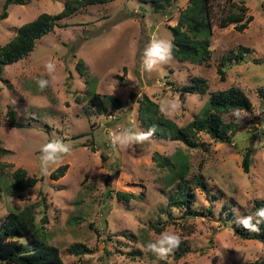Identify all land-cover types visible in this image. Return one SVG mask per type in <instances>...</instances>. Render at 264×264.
<instances>
[{"label":"rangeland","instance_id":"374dc122","mask_svg":"<svg viewBox=\"0 0 264 264\" xmlns=\"http://www.w3.org/2000/svg\"><path fill=\"white\" fill-rule=\"evenodd\" d=\"M5 1L0 0V47L40 14L60 13L66 0L9 6L2 19ZM187 1L177 0L157 12L140 0H114L80 9L37 40L25 59L4 67L0 74V223L9 211H21L29 205L38 226L42 192L49 242L59 249L64 264L264 262V246L236 232L240 227L236 220L254 214L256 203L264 204V145L260 136L264 108L258 94L264 86V0H233L238 5L243 2L245 17L252 18L242 32L233 25L217 28L228 3L210 0L214 29L210 60L198 65L173 59L150 73L144 71L145 47L154 34L171 40L170 29ZM240 50L243 60L230 58ZM49 61L55 64L51 76L44 67ZM196 78L206 82L207 95L186 94L184 103L179 100V109L165 105L162 113L160 102L179 99L176 89L193 85ZM37 79L49 80V86L41 91ZM232 87L242 90L252 105L243 120L233 114L224 117L236 126L233 146L214 143L204 134L197 135L198 147L194 149L169 136L155 135L128 149L112 145L110 132L123 128L147 131L138 115L144 96L158 105L163 117L183 127L204 114L209 93ZM90 92L105 101L112 96L121 107L108 103V113L99 114L89 102ZM9 110L20 128L9 126ZM54 138L69 143L72 151L50 164L48 174L43 175L41 148ZM247 147L253 149V155L246 174L242 158ZM154 153L172 157L177 165L181 161L176 156L185 157L187 182L193 180L187 185L192 194V217L181 208L168 206L177 188L169 186L168 171L155 165ZM62 166H66L64 176L54 180L52 173ZM17 169L37 180L23 198L6 189ZM195 178L206 183L208 194L194 186ZM120 194L125 197H118ZM166 230L181 236L180 245L186 252L180 258L173 251L160 259L148 250L147 244ZM75 246H79L80 255L71 250Z\"/></svg>","mask_w":264,"mask_h":264},{"label":"trees","instance_id":"16d2710c","mask_svg":"<svg viewBox=\"0 0 264 264\" xmlns=\"http://www.w3.org/2000/svg\"><path fill=\"white\" fill-rule=\"evenodd\" d=\"M34 0H6L3 5L2 19L6 17V10L9 6H24ZM114 0H66L60 13L40 14L33 21L28 22L18 28L15 36L4 46L0 47V74L4 67L13 65L20 60L25 59L34 49L37 40L53 32L59 25V21L72 16L80 9L105 5ZM143 4L153 6V9L162 11L165 7H171L177 0H140ZM210 0H188L187 6L179 14L178 21L170 29L174 45L173 57L178 63L206 64L212 55L210 50L211 38L214 29L212 27V15L209 8ZM227 12L217 20V28H224L233 25L238 32L244 31L252 21L251 17H245L246 9L242 6L244 3L227 0ZM231 59L241 61L244 58L243 50L238 54L231 55ZM257 65L263 62L255 61ZM224 64V63H223ZM221 75L223 71L219 70ZM179 94V100L184 103L186 94L207 95V84L204 80L196 78L193 85H188L176 89ZM89 93V102L99 114L108 113V103L114 108H120L121 103L114 97L109 96L105 101L103 97L96 93ZM261 98V104L264 108V86L258 90ZM240 108L243 112H250L252 105L245 93L239 88H229L225 91H217L208 94L207 104L204 107V114L196 116L189 124L178 127L169 119L163 117L159 112L156 103L143 97L139 101L138 115L141 123L148 130L153 125L156 127L155 136L159 138L170 137L181 141L188 149L197 148L195 143L197 135L204 134L214 143L234 145V134L236 126L233 122H226L224 117L233 114L234 109ZM8 124L13 128H20L22 125L16 122L15 114L12 110L7 112ZM264 145V128L260 132ZM253 149L247 147L242 158V168L247 174L251 166V157ZM153 161L161 169H166L169 173L167 182L169 186L175 185L176 193L168 199V206L178 207L185 210L186 215L193 216L191 212L192 194L188 190L186 176L189 174V167L184 163V156L178 154L176 160L181 161L179 165L173 164L172 157H162L154 153ZM66 166L58 168L52 173V178L58 180L63 177ZM194 186L203 193L208 194L206 183L199 179H194ZM37 180L28 177L22 169H17L11 175V182L6 186L9 194L23 198L27 191L33 189ZM125 197V195H118ZM212 198H215L214 196ZM41 219L39 225L35 223V217L32 206H26L21 211H9L7 216L0 223V263L2 264H64L60 251L56 246L49 242V235L46 232L48 219L46 217V197L40 192L38 200ZM264 207L262 202L256 203L254 211L257 208ZM231 213L229 214V216ZM236 232L246 240H255L264 246V224L261 225L259 233L245 231L237 227ZM79 246L71 250L77 251ZM177 257L180 258L186 248L180 245L174 250ZM253 264H264V262H255Z\"/></svg>","mask_w":264,"mask_h":264},{"label":"clouds","instance_id":"9594fccd","mask_svg":"<svg viewBox=\"0 0 264 264\" xmlns=\"http://www.w3.org/2000/svg\"><path fill=\"white\" fill-rule=\"evenodd\" d=\"M173 48L174 45L171 40L160 38L154 34L143 51L141 61L142 69L150 73L156 70L158 66L171 62L174 59ZM44 67L50 76L55 72V64L51 61L47 62ZM52 79L55 80V77L52 76ZM49 83L47 79H37L36 81L41 91L45 90L49 86ZM160 103V110L162 113L166 112L165 105L170 106L172 110H177L180 107L178 96L173 100H162ZM233 115L237 120H243L245 118V113L240 108L234 109ZM155 133L156 127L154 125L148 128L147 131L123 128L118 132H110V139L114 147L128 149L133 145L143 144L153 137ZM71 151V145L64 142L62 139L54 138L49 140V142L44 144L41 148V174L47 175L49 165L58 163L65 155L70 154ZM236 224L245 231L259 233L261 225L264 224V207L257 208L254 214L239 217L236 220ZM181 242V236L177 232L166 230L160 234L155 242H149L147 248L160 259H165L180 246Z\"/></svg>","mask_w":264,"mask_h":264}]
</instances>
